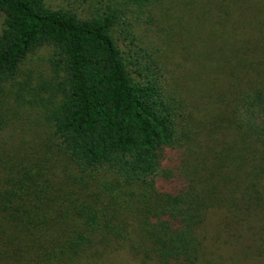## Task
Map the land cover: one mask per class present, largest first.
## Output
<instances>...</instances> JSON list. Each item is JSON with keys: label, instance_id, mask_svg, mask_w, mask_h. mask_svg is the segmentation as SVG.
Returning a JSON list of instances; mask_svg holds the SVG:
<instances>
[{"label": "trees", "instance_id": "obj_1", "mask_svg": "<svg viewBox=\"0 0 264 264\" xmlns=\"http://www.w3.org/2000/svg\"><path fill=\"white\" fill-rule=\"evenodd\" d=\"M202 1L185 3L208 96L192 116L153 67L129 69L116 39L128 6L83 18L46 0H0V89L39 48L62 77L46 114L51 144L0 169V264H106L118 252L141 264H224L207 240L212 214L242 253L262 250L264 37L224 52L212 7L230 16L224 1L244 0ZM171 31L158 44L170 45Z\"/></svg>", "mask_w": 264, "mask_h": 264}, {"label": "rangeland", "instance_id": "obj_2", "mask_svg": "<svg viewBox=\"0 0 264 264\" xmlns=\"http://www.w3.org/2000/svg\"><path fill=\"white\" fill-rule=\"evenodd\" d=\"M255 1L264 3V0H244L238 6L224 1L230 8V16L229 11L225 14L226 8L221 4L217 12L212 7V13L218 14V20L214 21L216 27L221 30L222 27L226 28L221 32L223 42L227 44L224 52L236 53L242 38L252 40L255 37H264V16L257 14L260 11L259 5L255 7ZM117 2L121 7L128 6L123 18L124 25L118 28L119 35H116V39L123 57L130 63L129 69L133 70L131 63L137 67H153L165 92L175 96L179 104H183L186 111L193 116L197 112L196 105L202 107L208 101L205 88H202L206 79L202 64L196 60V56L201 53L202 42L196 41L192 48H188L184 36L186 32V35L193 32L195 39L200 37L199 24L196 23L197 14L189 10V5H185L186 2L193 3L194 0H147L141 5L134 0H46L50 8L71 9L83 18L101 13L107 7H114ZM201 3H207V0ZM212 3L219 2L212 0ZM262 8L264 10V4L261 5ZM3 22L4 18L0 17V33ZM182 24L185 25L183 29ZM170 27V45L158 44L159 31H167ZM205 33L201 32L202 37ZM255 33L257 35H253ZM51 59L48 48L35 50L20 63L16 76L2 84L0 169L18 153H30L40 147L45 151V145L51 144L49 141L52 130L46 114L54 102L57 103L62 83L61 75L55 74L52 69ZM220 221V216L212 214L206 225V232L208 244L216 247L217 254L224 257V264H264V230L260 231L257 241L263 251L258 249L253 257H248L246 252L242 253L241 246H236L234 241H228V236L232 234L228 233L230 230L226 231L221 227ZM262 226L264 227V223ZM242 234L243 240L240 241L250 242L246 234ZM106 264L141 263L125 252H118L109 257Z\"/></svg>", "mask_w": 264, "mask_h": 264}]
</instances>
